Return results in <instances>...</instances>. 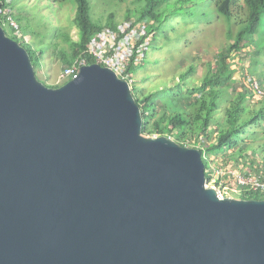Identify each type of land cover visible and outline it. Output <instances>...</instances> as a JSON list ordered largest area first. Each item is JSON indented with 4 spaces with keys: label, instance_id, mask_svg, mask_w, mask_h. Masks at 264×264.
Listing matches in <instances>:
<instances>
[{
    "label": "water",
    "instance_id": "95a60500",
    "mask_svg": "<svg viewBox=\"0 0 264 264\" xmlns=\"http://www.w3.org/2000/svg\"><path fill=\"white\" fill-rule=\"evenodd\" d=\"M142 124L113 70L46 86L0 25V264H264V199H219Z\"/></svg>",
    "mask_w": 264,
    "mask_h": 264
},
{
    "label": "trees",
    "instance_id": "16d2710c",
    "mask_svg": "<svg viewBox=\"0 0 264 264\" xmlns=\"http://www.w3.org/2000/svg\"><path fill=\"white\" fill-rule=\"evenodd\" d=\"M189 1L145 0L142 10L127 16L126 21L135 16L136 20L149 22L147 32L153 33V40L158 29L165 33L163 20L171 16L169 8H174L172 5L178 4L186 6ZM214 1L216 12L222 15L227 23L225 33L227 42L219 52L215 66L210 61L204 62L207 66L199 84L189 85L186 80L195 71L194 66H189L185 72H181L179 80L172 86L164 85L162 89L143 90L140 96L137 94L138 88L135 83H131V92L141 110L143 122L141 133L144 136H170L181 145L194 144L200 138L207 139L198 147L205 166L206 180L210 181L214 172L210 166V157L213 155H221L225 162L232 161L238 170L247 167V173H259L260 178L264 180V141L257 142L259 138L257 129L264 123V96H256L251 90L249 79L256 80L263 90L264 85L260 83L262 81L260 78L238 68L234 63L237 57L240 58L242 50L251 43L253 33L258 30L260 18L264 15V0ZM75 3L73 21L80 31V37L77 42L70 37L62 40L65 48L61 45L46 44L44 48L33 49L32 46L17 40L15 30L9 24L11 35L6 31L5 33L26 48L34 69L38 67L48 48H52L54 56L60 59L62 70L72 65L74 58H79L84 50L89 35L102 28L91 24L87 0H75ZM0 8L10 11L14 8L12 0H0ZM234 8L244 11L243 16H236ZM9 15L11 16L10 13ZM5 16L3 13L0 14V25L9 23ZM187 20L189 19H186L185 23ZM86 59L89 64L93 63L91 57ZM134 68L133 66L128 68L130 80ZM249 74L253 78H250ZM61 84L50 87H59ZM239 198L264 199V191L244 189L239 193Z\"/></svg>",
    "mask_w": 264,
    "mask_h": 264
},
{
    "label": "rangeland",
    "instance_id": "374dc122",
    "mask_svg": "<svg viewBox=\"0 0 264 264\" xmlns=\"http://www.w3.org/2000/svg\"><path fill=\"white\" fill-rule=\"evenodd\" d=\"M87 1L89 18L94 26L122 23L127 16L139 13L145 4V0ZM16 5L18 10L14 11L13 16L20 23L18 26L19 32L24 37V40L18 38L19 42L22 41L24 44L38 50L46 47V44L61 45L65 48L66 45L62 44V40L67 37L76 42L79 40L80 31L73 21L76 9L75 0H62L59 2H52L51 0H12V6L15 7ZM172 7L174 8H169L171 16L163 20L165 22L163 26L165 33L158 29L150 43L144 61L134 68L131 75V83L134 82L137 86L139 96L143 90L162 89L164 85L172 86L175 81L179 80V74L185 72L189 66H194L195 71L186 78L188 84H199L207 66L204 62L210 61L215 66L216 58L227 42L225 35L227 23L223 16L216 12L214 0H190L186 6L178 4V6L172 5ZM233 12L238 17L244 14V11L239 8H234ZM177 14L182 16H177ZM186 19L189 20L185 23ZM27 25H30V28L32 26L29 32H27ZM1 26L8 35H11L9 23H3ZM263 28L264 17L262 16L256 33L257 36L259 33L263 35ZM26 32L30 36L29 39H26L24 35ZM15 35L17 36V34ZM249 50L250 46L248 45L242 50L240 58L237 57L234 60V63L238 65V68H241L243 63L246 64L247 70L251 74L262 79L259 75L260 70H264V66L262 67L259 62H252ZM59 60L52 53V48H48L40 66L34 69L37 79L46 86L65 83L67 79L59 78L62 72ZM249 77L253 78L250 74ZM262 127L264 129V123L263 126L257 129L258 143L264 141ZM191 141H193L192 138ZM203 141L206 142L207 139L200 138L194 144L190 143L191 145L186 146L198 148L201 147ZM210 158V166L214 171V175L220 169H224L221 165L233 164L230 160L225 162L221 155H213ZM225 168L236 170L234 164ZM246 169L248 168L246 167L243 170L247 171ZM225 178L224 176L222 179L225 181ZM224 184L227 185V183ZM208 185L213 186L215 184L211 181ZM225 191L230 193L231 196L239 198L240 192H230L228 187Z\"/></svg>",
    "mask_w": 264,
    "mask_h": 264
},
{
    "label": "built area",
    "instance_id": "2783aa9c",
    "mask_svg": "<svg viewBox=\"0 0 264 264\" xmlns=\"http://www.w3.org/2000/svg\"><path fill=\"white\" fill-rule=\"evenodd\" d=\"M2 13L6 15L9 24L18 36V26L9 15V11L0 8V14ZM152 36V32H147L146 24L136 22L134 18L118 24L113 29H98L89 35L79 58L74 60L72 65L65 67L59 78L67 80L76 78L80 67L89 64L86 58L91 57L93 62L113 70L120 78L131 83L128 68L142 64L152 41ZM249 80H251V90L256 96H264V90L260 88L259 83L254 79ZM224 176L226 177L225 181L222 179ZM229 178L230 180H228ZM211 181L215 185L210 186L216 189L219 199L234 197L225 191L227 187L230 192H241L244 189L264 191V180L260 178V174H251L246 171L220 169L210 181L207 180V185ZM224 183H227V185L225 186Z\"/></svg>",
    "mask_w": 264,
    "mask_h": 264
},
{
    "label": "crops",
    "instance_id": "0c3cea01",
    "mask_svg": "<svg viewBox=\"0 0 264 264\" xmlns=\"http://www.w3.org/2000/svg\"><path fill=\"white\" fill-rule=\"evenodd\" d=\"M9 1V0H8ZM24 7V6H23ZM18 10V8H17V5L14 7V8H12L11 9V11H10V14H11V16L14 18V20H16L17 21V19H16V17H14L13 15H14V11L16 12ZM16 14V13H15ZM18 14V13H17ZM24 15V14H23ZM262 17V16H261ZM263 17H264V15H263ZM135 19V16H132V19ZM131 19V18H130ZM15 21V22H16ZM124 21H126L125 19H124ZM123 21V22H124ZM135 21L136 22H139V23H145L146 24V29H147V27H148V25H149V22H147V21H144V20H136L135 19ZM259 23H260V21H259ZM17 26H19V22L17 21ZM120 24V23H119ZM118 24H116V25H114V26H112V27H108L107 25H103L102 26V28H111V29H113V28H115L116 26H117ZM26 28H27V32H29L30 30H31V28H32V26H31V28H30V25H27L26 26ZM101 29V28H100ZM264 29V28H263ZM18 31H19V27H18ZM25 33L24 35L26 36V39H29L30 38V36L28 35V33ZM257 32H258V30H257ZM257 32H255V33H253V35H252V37H251V43L249 44V46H250V50H249V56L251 57V60H252V62H254V63H257V62H259V64L263 67L264 66V33H263V35H261L260 33L258 34V36L256 35V33ZM15 33V32H14ZM23 36V35H22ZM21 36V33L19 32L18 33V36H17V38H22L23 40H24V37H22ZM33 49H35V48H33ZM83 51V50H82ZM82 53V52H81ZM241 54V53H240ZM81 55V54H80ZM79 56V55H78ZM76 59V57L74 58V60ZM41 61H42V59L40 60V62H39V65L38 66H40V63H41ZM255 66H257L256 64H255ZM67 67V66H66ZM260 67V66H259ZM37 68V67H36ZM242 68V70H244L245 72H249L248 70H247V65L246 64H244L243 63V66L241 67ZM250 73V72H249ZM260 76H261V84L262 85H264V70H260ZM225 168V167H224ZM235 171H245V170H238L237 168H236V170ZM251 174H256V173H251ZM257 174H259V173H257ZM213 176H214V174L212 175V177L211 178H213Z\"/></svg>",
    "mask_w": 264,
    "mask_h": 264
}]
</instances>
